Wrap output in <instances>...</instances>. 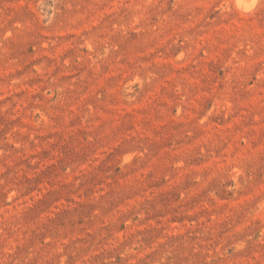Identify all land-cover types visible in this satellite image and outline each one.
Listing matches in <instances>:
<instances>
[{"label": "rangeland", "instance_id": "rangeland-1", "mask_svg": "<svg viewBox=\"0 0 264 264\" xmlns=\"http://www.w3.org/2000/svg\"><path fill=\"white\" fill-rule=\"evenodd\" d=\"M65 3L0 2L5 264H264V183L228 196L234 156L251 153L242 165L264 177V56L212 15L191 27L197 0H96L71 29ZM39 21L12 41L14 26ZM78 80L92 120L67 107Z\"/></svg>", "mask_w": 264, "mask_h": 264}, {"label": "clouds", "instance_id": "clouds-1", "mask_svg": "<svg viewBox=\"0 0 264 264\" xmlns=\"http://www.w3.org/2000/svg\"><path fill=\"white\" fill-rule=\"evenodd\" d=\"M2 2V0H0ZM96 0H66L64 13V19L61 21L65 28L71 29L79 27L75 23V20L79 19L81 16L88 15L89 13L85 11L86 6L90 3H95ZM199 12H192V15L188 19L189 25L195 28L197 24L203 21L204 25L209 23L207 17L209 15L214 16L213 23L215 25H220L221 28H227L228 35L234 42L245 41L247 46L256 51L258 55L264 56V24L260 23V18L264 17V0H256L255 8L253 9V14L250 16L242 17L234 10L235 0H197ZM36 23V22H34ZM43 21H39L35 29L30 28L28 23H24L21 27L20 25L14 26L12 33V41L24 40L26 36L34 38L32 36L33 32H38L40 25ZM119 23H113L109 34L115 35L119 32ZM104 28L101 24L99 28L94 29L95 33H99ZM256 28H259V34L256 33ZM55 25L49 31H53ZM93 35V33H89ZM83 39V38H81ZM93 44L97 41L94 39ZM79 43V40L77 41ZM118 55V53H117ZM89 89L87 81L78 80L75 85V90H69V102L67 104L71 115H77V109H79V118L85 120H92L96 117L97 112L93 108V103L91 100L85 99L88 95ZM76 107L73 108L72 105ZM147 150L144 151H134L128 152L126 155L121 157V166H128L132 168L134 166L133 162L146 156ZM260 155H264V151H261ZM252 158V154L249 153L247 156L235 157L233 162L229 165L231 169H237L238 171L233 172V175L237 177V182L233 185L230 195L232 199H238L239 195H243L246 191H251L253 183H264V177L256 178L253 180V175L242 165L241 161L244 159ZM183 198V194H182ZM208 200V204L211 206V210H217V214L224 211L223 208L217 209V202L213 195L209 194L205 197ZM40 255H36V259H32L27 262V264H39ZM16 258L13 257L10 264H15ZM0 264H5L4 257L0 255ZM56 264H64L62 259L57 258Z\"/></svg>", "mask_w": 264, "mask_h": 264}]
</instances>
